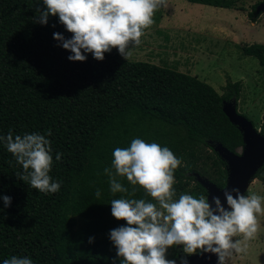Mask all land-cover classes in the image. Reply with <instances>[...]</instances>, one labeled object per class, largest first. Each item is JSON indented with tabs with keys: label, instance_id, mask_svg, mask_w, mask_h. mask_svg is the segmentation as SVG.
Returning <instances> with one entry per match:
<instances>
[{
	"label": "trees",
	"instance_id": "trees-1",
	"mask_svg": "<svg viewBox=\"0 0 264 264\" xmlns=\"http://www.w3.org/2000/svg\"><path fill=\"white\" fill-rule=\"evenodd\" d=\"M187 1L236 8L239 0ZM260 3L253 6V19ZM37 7L44 8L42 0H0V136L51 130L49 175L61 188L45 194L19 180L23 168L0 142V264L12 256L30 257L33 264H121L109 233L126 222L112 216L110 202L155 201L138 185L131 196L110 191L104 169L111 167L115 148L129 147L135 138L168 147L182 161L174 173L175 199L182 193L207 198L197 174L220 188L227 184V163L216 145L236 153L244 146L242 131L223 109L226 101L238 109L243 82L228 80L221 94L198 76L126 60L115 48L102 61L90 53L83 62L70 61L72 53L53 34L70 39L72 33L58 16L47 25L35 22ZM241 50L264 68V43ZM255 177L264 183V166ZM118 179L131 193L126 177ZM3 196L12 198L7 208ZM185 255L177 245L166 258Z\"/></svg>",
	"mask_w": 264,
	"mask_h": 264
},
{
	"label": "clouds",
	"instance_id": "clouds-1",
	"mask_svg": "<svg viewBox=\"0 0 264 264\" xmlns=\"http://www.w3.org/2000/svg\"><path fill=\"white\" fill-rule=\"evenodd\" d=\"M42 2L44 8L37 7L39 15L35 22L47 25L50 16H58L72 37L66 39L63 34L54 33L53 38L72 53L68 59L73 62L85 61V53L102 61L104 54L113 48L127 60L130 45H140L145 29L155 22L156 11L168 6V0ZM51 134L49 130L46 135L33 132L13 136L9 131L6 136H0V142L23 168L16 177L45 194L57 193L61 188V182L54 181L49 175L53 156L47 136ZM112 155L111 167L104 169L110 191L131 196L138 185L155 201L121 197L110 202L112 216L126 222L109 233L117 257L122 258L121 264H176L175 260L167 259L166 254L169 248L177 245H182L188 255L199 250L215 254L218 264H227L234 253L246 252L242 241L234 240V237L241 235L248 241L257 235L260 229L258 217L264 215V197L245 196L239 188L226 189L223 193L227 208L219 196L208 199L203 195L196 198L182 193L175 199L174 173L182 161L168 147L135 138L129 147L115 148ZM55 159L60 161L62 154L57 153ZM118 177H126L134 186L131 193ZM95 195L99 198L101 191L97 189ZM2 199L5 208L11 205L10 196ZM88 242L93 243L94 237ZM3 264H33V261L27 256H12ZM181 264H187L186 258H181Z\"/></svg>",
	"mask_w": 264,
	"mask_h": 264
},
{
	"label": "rangeland",
	"instance_id": "rangeland-1",
	"mask_svg": "<svg viewBox=\"0 0 264 264\" xmlns=\"http://www.w3.org/2000/svg\"><path fill=\"white\" fill-rule=\"evenodd\" d=\"M264 0H239L236 8L215 7L187 0H168L156 11L154 24L130 45L127 60L146 61L198 76L221 94L228 80L242 81L238 111L261 131L264 127V68L242 45L264 43V11L253 19V6ZM240 152L242 149L239 150ZM264 197V183L253 179L246 196ZM254 239L241 240L244 253H234L227 264H264V215ZM200 252L197 250V253Z\"/></svg>",
	"mask_w": 264,
	"mask_h": 264
},
{
	"label": "water",
	"instance_id": "water-1",
	"mask_svg": "<svg viewBox=\"0 0 264 264\" xmlns=\"http://www.w3.org/2000/svg\"><path fill=\"white\" fill-rule=\"evenodd\" d=\"M260 11H264V2L257 6V12ZM223 109L230 121L242 131L244 146L242 151L237 153L230 151L222 143L215 147L227 163L228 177L225 187L220 188L216 183L199 174L197 179L207 189L208 199H211V196H219L222 205L227 208L223 191L239 188L240 193L246 196L250 183L256 179V173L264 166V132L259 131L251 120L239 113L235 101H226ZM232 194L235 196V193ZM183 257L186 258L187 264H218L217 256L212 253L198 252ZM181 258L175 259L176 264H181Z\"/></svg>",
	"mask_w": 264,
	"mask_h": 264
}]
</instances>
